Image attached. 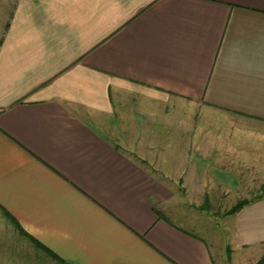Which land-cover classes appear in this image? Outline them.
<instances>
[{"label": "crops", "instance_id": "1", "mask_svg": "<svg viewBox=\"0 0 264 264\" xmlns=\"http://www.w3.org/2000/svg\"><path fill=\"white\" fill-rule=\"evenodd\" d=\"M257 182L264 0H0V232L38 251L16 264H216L187 200ZM234 221L264 248V199Z\"/></svg>", "mask_w": 264, "mask_h": 264}, {"label": "rangeland", "instance_id": "2", "mask_svg": "<svg viewBox=\"0 0 264 264\" xmlns=\"http://www.w3.org/2000/svg\"><path fill=\"white\" fill-rule=\"evenodd\" d=\"M206 185H209L206 194L208 198L187 200L193 207L184 208L187 221L183 225L187 228L194 227L207 240L216 264H259L264 258V248L238 247L234 242V219L242 209L233 215L230 212L242 201L255 203L264 199V182L229 184L230 189L227 184ZM6 233L0 232V259L5 258L11 264H16V260L10 258V255L20 252L27 259L31 251H37V248L34 251L27 243L9 242L10 237L8 235L6 238ZM8 244L10 246L4 247Z\"/></svg>", "mask_w": 264, "mask_h": 264}, {"label": "trees", "instance_id": "3", "mask_svg": "<svg viewBox=\"0 0 264 264\" xmlns=\"http://www.w3.org/2000/svg\"><path fill=\"white\" fill-rule=\"evenodd\" d=\"M262 200V199H261ZM260 200V201H261ZM252 204L251 202H247V201H242L240 202L231 212L230 214L233 215L234 213L240 211L241 209H243L244 207L248 206ZM39 245V244H38ZM259 264H264V258L260 261Z\"/></svg>", "mask_w": 264, "mask_h": 264}]
</instances>
